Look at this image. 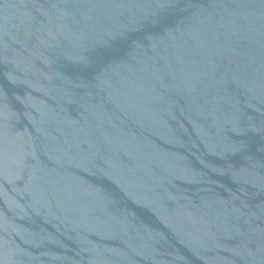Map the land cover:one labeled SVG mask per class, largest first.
<instances>
[{"label": "water", "instance_id": "obj_1", "mask_svg": "<svg viewBox=\"0 0 264 264\" xmlns=\"http://www.w3.org/2000/svg\"><path fill=\"white\" fill-rule=\"evenodd\" d=\"M0 264H264V0H0Z\"/></svg>", "mask_w": 264, "mask_h": 264}]
</instances>
